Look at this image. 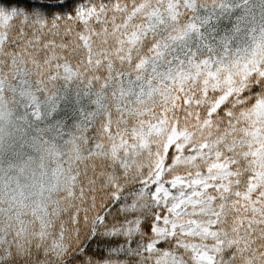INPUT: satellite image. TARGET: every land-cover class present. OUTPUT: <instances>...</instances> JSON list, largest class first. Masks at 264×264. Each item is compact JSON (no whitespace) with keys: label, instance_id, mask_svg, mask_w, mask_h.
I'll list each match as a JSON object with an SVG mask.
<instances>
[{"label":"clouds","instance_id":"obj_1","mask_svg":"<svg viewBox=\"0 0 264 264\" xmlns=\"http://www.w3.org/2000/svg\"><path fill=\"white\" fill-rule=\"evenodd\" d=\"M0 18V264H264V0Z\"/></svg>","mask_w":264,"mask_h":264},{"label":"trees","instance_id":"obj_2","mask_svg":"<svg viewBox=\"0 0 264 264\" xmlns=\"http://www.w3.org/2000/svg\"><path fill=\"white\" fill-rule=\"evenodd\" d=\"M49 13H51L53 10L49 9ZM14 18H0V28H4L7 26V24H10L13 22Z\"/></svg>","mask_w":264,"mask_h":264},{"label":"snow or ice","instance_id":"obj_3","mask_svg":"<svg viewBox=\"0 0 264 264\" xmlns=\"http://www.w3.org/2000/svg\"><path fill=\"white\" fill-rule=\"evenodd\" d=\"M64 71L70 74L72 72V69L68 66H65Z\"/></svg>","mask_w":264,"mask_h":264}]
</instances>
